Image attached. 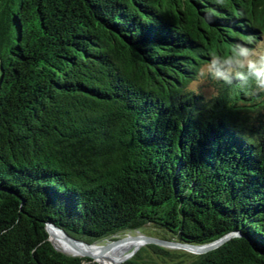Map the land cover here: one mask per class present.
I'll use <instances>...</instances> for the list:
<instances>
[{
  "label": "trees",
  "instance_id": "trees-1",
  "mask_svg": "<svg viewBox=\"0 0 264 264\" xmlns=\"http://www.w3.org/2000/svg\"><path fill=\"white\" fill-rule=\"evenodd\" d=\"M263 40L264 0H0V264H92L45 223L239 232L123 264H264V55L239 64Z\"/></svg>",
  "mask_w": 264,
  "mask_h": 264
},
{
  "label": "water",
  "instance_id": "water-1",
  "mask_svg": "<svg viewBox=\"0 0 264 264\" xmlns=\"http://www.w3.org/2000/svg\"><path fill=\"white\" fill-rule=\"evenodd\" d=\"M44 229H45V232L47 234L48 242L53 246V248L56 251L61 252L67 256L86 258V259H89V260L95 262L96 258L94 256H92L91 254L87 253L86 251L82 250L80 246L90 247V246L96 245L97 243L88 244V243H85V242L80 241L78 239H75L74 237H72L68 233H66L63 229H61L60 227H58L52 223H45ZM51 231L60 235L66 241V243L69 245V247L76 251V254L70 255V254H67V253H64V252L58 250L54 246V244L52 243V241L50 239ZM116 236H118V235H116ZM116 236H114L113 238H115ZM240 237H242L241 233L231 232V233H228V234L218 238L217 240H215L211 243L203 244V245H194V244L176 242L173 240H165V239H161V238L154 237V236L144 235V234H141L140 232L137 231L136 235L126 234L122 238H115L112 241L107 242L103 247V251L106 252L107 250H109L113 246L117 245L119 242L127 240V239H136V240L140 241L141 242L140 247L133 249L128 254V256L121 261L120 264H123L125 261L129 260L132 256H134L142 247L147 246V245H154V246H157L160 248H164V249H168V250H174V251H184L188 254L198 256V255H204V254H207L211 251H214V250L220 248L221 246H223L224 244H226L227 242L231 241L232 239L240 238Z\"/></svg>",
  "mask_w": 264,
  "mask_h": 264
},
{
  "label": "bare ground",
  "instance_id": "bare-ground-1",
  "mask_svg": "<svg viewBox=\"0 0 264 264\" xmlns=\"http://www.w3.org/2000/svg\"><path fill=\"white\" fill-rule=\"evenodd\" d=\"M50 234H51L50 239L52 243L54 244V246L58 247V250L59 248L61 250L65 249L64 251L66 252L71 251V253H74L70 255L76 254V251L70 248L69 245L66 243V241L60 235L52 231ZM133 245H136L135 248H138L140 247L141 242L136 239H129L127 241H124L121 244L118 243L116 247L110 248L106 252L100 248H97L96 246H90V247L80 246V247L82 250L94 256L96 258L95 262L97 264H120L121 261L127 257V256L125 257V254L128 251V249H130Z\"/></svg>",
  "mask_w": 264,
  "mask_h": 264
},
{
  "label": "rangeland",
  "instance_id": "rangeland-1",
  "mask_svg": "<svg viewBox=\"0 0 264 264\" xmlns=\"http://www.w3.org/2000/svg\"><path fill=\"white\" fill-rule=\"evenodd\" d=\"M264 55V40L259 44L258 46V49L256 50V52L253 54V55H250L249 57L245 58L243 61H241L239 64L240 65H243V66H248V65H252V63H255V62H258L260 61V56ZM260 57V58H259ZM191 88L192 89H195V90H200L202 89V83L201 82H197V83H194L193 85H191ZM141 233V232H140ZM126 234H130V235H136V232L134 233H126ZM125 234V235H126ZM141 234H144V233H141ZM157 234V233H155ZM125 235H118L116 236L115 238H122L124 237ZM144 235H147V234H144ZM115 238H111V239H108V240H105V241H101V242H98L96 245L97 248H100L103 250V247L104 245L109 242V241H112L113 239ZM129 240V239H127ZM127 240H124V241H127ZM124 241H121L119 242L120 244L123 243ZM116 247L113 246L112 248ZM136 247V245H133L130 249H128V251L126 252L125 254V257L128 256V254ZM65 250V249H64ZM68 253L70 254H74V253H71V251H68ZM92 264H97L96 262L94 261H91Z\"/></svg>",
  "mask_w": 264,
  "mask_h": 264
}]
</instances>
